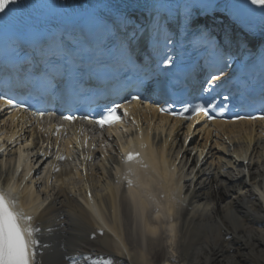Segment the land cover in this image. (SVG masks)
Masks as SVG:
<instances>
[{"label": "bare ground", "instance_id": "obj_1", "mask_svg": "<svg viewBox=\"0 0 264 264\" xmlns=\"http://www.w3.org/2000/svg\"><path fill=\"white\" fill-rule=\"evenodd\" d=\"M144 109L143 118L149 121L154 112L156 124L142 131L146 146L129 149L140 153L128 163L131 170L119 171L124 141L118 140L98 162L60 173H52L49 163L43 180L37 178L51 152L43 141L39 145L35 128L27 131L37 136L33 147L17 149L16 166L1 162L0 186L11 185L20 209L39 228L35 264H83L89 256L101 264H261L264 121L259 129L254 122L194 129ZM18 125L27 129L22 121ZM199 132L208 139H195ZM229 168L236 173L226 175ZM76 255L81 263L70 262Z\"/></svg>", "mask_w": 264, "mask_h": 264}, {"label": "snow or ice", "instance_id": "obj_2", "mask_svg": "<svg viewBox=\"0 0 264 264\" xmlns=\"http://www.w3.org/2000/svg\"><path fill=\"white\" fill-rule=\"evenodd\" d=\"M257 2V0H253ZM260 3H264V0H259ZM17 3V0H0V13H4L10 4ZM122 22L127 25V18H122ZM3 21L0 19V24ZM190 27L200 28L201 31L198 35L203 36L204 32L208 31L209 23L207 19L201 24L193 22ZM137 30L133 29L136 33ZM210 34V33H209ZM136 35H132L131 40H135ZM130 40V42H131ZM230 42V37L226 33L222 38L217 39V45H226ZM168 65L173 63L171 58L166 60ZM213 81L218 79V77H212ZM135 100H140V96L133 97ZM0 101H2L6 106L18 107L12 98L0 95ZM118 105L114 107H109L107 109V114L102 116L96 123L104 128L107 126H112L121 120V116L117 115ZM185 111L187 108L184 109ZM197 112H203L207 115V108L204 105H197L194 109ZM161 112L166 111L165 108H160ZM124 115H128L127 109L124 110ZM264 118V117H261ZM68 120H72V117H66ZM60 135L59 131L56 133ZM15 138L13 137V140ZM86 146V142H85ZM95 147V145H93ZM3 149H0L2 152ZM22 155V154H21ZM140 154L138 152H129L126 155V161L132 162L138 159ZM64 155L57 156V159H66ZM59 169H56L58 171ZM132 181H128L129 187L132 186ZM13 189L9 187L7 191L0 188V264H34L36 257L35 246L39 244V241L35 239V235L39 232V228L32 226V221L34 217L26 214L22 209L19 208V201L12 195ZM89 195H91L89 193ZM261 264H264V258H262Z\"/></svg>", "mask_w": 264, "mask_h": 264}, {"label": "rangeland", "instance_id": "obj_3", "mask_svg": "<svg viewBox=\"0 0 264 264\" xmlns=\"http://www.w3.org/2000/svg\"><path fill=\"white\" fill-rule=\"evenodd\" d=\"M235 173H236L235 170L231 172V174H233V175H234ZM231 174H230V175H231Z\"/></svg>", "mask_w": 264, "mask_h": 264}]
</instances>
